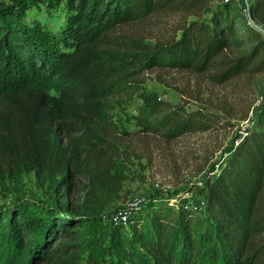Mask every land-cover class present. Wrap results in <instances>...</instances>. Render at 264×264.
<instances>
[{"label": "trees", "instance_id": "1", "mask_svg": "<svg viewBox=\"0 0 264 264\" xmlns=\"http://www.w3.org/2000/svg\"><path fill=\"white\" fill-rule=\"evenodd\" d=\"M33 4L61 5L58 29L30 19ZM205 7L211 14L201 18ZM234 10L223 0L0 1V177L33 171L61 198L85 191L92 207L115 166L112 111L133 94L140 132L173 140L207 131L213 113L163 100L140 75L188 69L222 84L264 71V0L248 1L242 31ZM171 13L197 18L165 40L124 28ZM191 189L205 215L186 197L175 205L154 195L127 225L45 203L4 206L0 264H264V101L219 171Z\"/></svg>", "mask_w": 264, "mask_h": 264}, {"label": "rangeland", "instance_id": "2", "mask_svg": "<svg viewBox=\"0 0 264 264\" xmlns=\"http://www.w3.org/2000/svg\"><path fill=\"white\" fill-rule=\"evenodd\" d=\"M223 1L236 10V27L242 31L245 8L251 0ZM221 2L210 0L212 7ZM60 7L51 9L49 6L48 10L45 4H33L27 13L42 26L58 29L62 17ZM211 10L205 7L201 18L209 17ZM196 18L195 15L171 13L156 18L148 27L128 25L124 28L138 30L150 41L165 40L180 34L178 27L184 20ZM208 75L188 69L157 67L140 75V83L148 91L156 92L172 104H186L188 110L203 109L213 113L214 123L207 131L189 132L173 140L140 132L131 118L140 103L133 94L129 102H123L124 108L116 107L112 111L117 126L113 141L115 166L109 184L96 191L92 207H89L85 191L61 198L54 194L44 177L21 169L13 176L0 177V208L24 202L31 206L45 203L49 208L59 206L69 211L83 209L85 215H92L95 211L101 221L111 226L121 223L114 221V216L130 215L135 207L155 195L171 196L169 203L175 205L181 197H186L187 207L205 215L203 198L191 187L219 171L239 135L255 118L258 105L264 101V71L244 72L222 84L214 83ZM127 224L128 221L124 225ZM78 264L87 263L82 260Z\"/></svg>", "mask_w": 264, "mask_h": 264}, {"label": "built area", "instance_id": "3", "mask_svg": "<svg viewBox=\"0 0 264 264\" xmlns=\"http://www.w3.org/2000/svg\"><path fill=\"white\" fill-rule=\"evenodd\" d=\"M260 103H261V102H260ZM203 203H204V201H203ZM186 206H187V205H186ZM188 208H189V207H188ZM127 217H128V214H127V215H117V216H114V217H113V220L125 224V223L127 222Z\"/></svg>", "mask_w": 264, "mask_h": 264}, {"label": "water", "instance_id": "4", "mask_svg": "<svg viewBox=\"0 0 264 264\" xmlns=\"http://www.w3.org/2000/svg\"><path fill=\"white\" fill-rule=\"evenodd\" d=\"M263 33H264V29H262V28H260V27H258Z\"/></svg>", "mask_w": 264, "mask_h": 264}]
</instances>
